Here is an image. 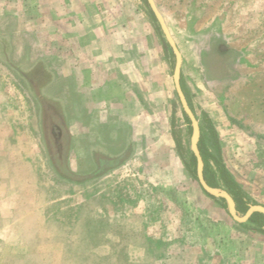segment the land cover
I'll return each instance as SVG.
<instances>
[{
  "label": "rangeland",
  "instance_id": "rangeland-1",
  "mask_svg": "<svg viewBox=\"0 0 264 264\" xmlns=\"http://www.w3.org/2000/svg\"><path fill=\"white\" fill-rule=\"evenodd\" d=\"M119 1L123 12L137 14L132 40L151 46L138 57L135 91L147 103L129 113L130 148L133 129L119 126L125 110L86 101L88 80L61 75V49L31 23L1 15L0 0V35L28 28L0 39V91L12 116L25 120L9 131L20 141L0 149L7 189L0 188V199L24 206L21 214L10 210L7 223L0 217V264H264V253H254L264 246L259 226L235 221L186 168L192 127L173 82L175 57L166 65L162 38L172 49L148 3ZM156 3L185 54L184 82L201 134L208 116L226 168L250 204L264 205V0ZM209 41L242 46L235 79L227 77L232 61L225 70L216 51L207 60L211 80L197 73L196 55ZM205 141L213 150L206 134Z\"/></svg>",
  "mask_w": 264,
  "mask_h": 264
},
{
  "label": "crops",
  "instance_id": "crops-1",
  "mask_svg": "<svg viewBox=\"0 0 264 264\" xmlns=\"http://www.w3.org/2000/svg\"><path fill=\"white\" fill-rule=\"evenodd\" d=\"M1 1L5 5V8H2L4 12L1 15H15L18 22L31 23L32 26L30 27H32L35 34L37 33L39 37H44L47 33L48 45L61 49L60 52H63V55L67 58L65 61L67 65L66 70H62V65L55 67L61 75L70 79L88 80L86 89L82 87V91H86L84 93L85 98H87L86 101H93L91 97H95L98 107L100 105L107 106L110 104L116 109L125 110V118L119 121V126H124L134 131V123L130 122V119H134L135 117L130 118L129 113L131 110L143 109L147 103L146 97L137 95V91H135L139 85L137 76L138 57H141L144 53L146 54L151 48L149 41H144L140 46L131 38L130 22L134 19L133 17H137L136 13L132 14V12L127 10L128 8L126 9L128 12H123L119 0ZM165 20L167 22L166 17ZM167 24L182 55L181 84L187 92V99L190 100L184 82V69L186 66L185 54L180 49V41L176 39L170 23L167 22ZM21 28L22 31L28 30L25 26ZM21 28L6 30V33L2 36L7 38L10 32L15 34L17 31H21ZM162 39L163 42L160 41L161 44L163 43L161 50L163 51L164 61L167 65L175 55L173 50L169 52L170 48L164 42V38ZM242 49V46L238 47L236 45H227L223 42L209 41L208 45L198 51L196 55V59L199 62L196 69L197 73L202 78L208 81L211 80V77L208 75L210 64L207 60L216 51L218 52V63L224 66L225 70L228 69L229 62L232 61L233 72L235 74H229L227 77L235 79V76L238 74L236 63H238L240 54L241 56L243 55ZM232 53L236 54L233 59L230 57ZM191 61L194 62V58ZM240 61L242 63L243 58ZM69 63L78 65L77 67L71 65L69 69ZM242 71L244 73L246 72V76L248 77V70ZM216 79H219V77ZM181 110H183L182 106ZM12 111L8 103H6L4 94L0 91V149L4 143L20 141L18 137L17 139L14 138L11 140L9 137L12 135H9V131L14 126L25 125V120L23 118L20 120L16 116H12L14 115ZM133 131L128 135L129 148L135 141V131ZM6 147L5 145V151L8 149ZM2 160L1 156L0 173L2 172ZM125 163H121L124 165L120 164L119 166H125ZM0 188L7 190L2 185ZM23 208L24 206L19 203H13L8 197L0 199V217H3L6 223L9 221L10 210L21 214L24 213ZM259 220H261V217H259ZM246 223L254 224L255 222L248 220L244 222V224ZM4 229H6V226ZM258 233L262 237L264 236V232L260 231V229ZM258 250L264 253V246L254 250V253H258Z\"/></svg>",
  "mask_w": 264,
  "mask_h": 264
},
{
  "label": "water",
  "instance_id": "water-1",
  "mask_svg": "<svg viewBox=\"0 0 264 264\" xmlns=\"http://www.w3.org/2000/svg\"><path fill=\"white\" fill-rule=\"evenodd\" d=\"M146 1L150 9L152 10L157 22L160 25V28L163 33V36L165 37V40L167 41L169 46L172 48L173 53L175 55V64L173 68V81H174L175 90L179 98L180 104L191 122V127H192L191 149L197 161L196 175H197L199 184L201 185L202 189L209 195L214 196L216 198L224 199L227 203L228 210H229L231 217L238 223L247 222L250 219V217L256 212H260L264 214V205L249 204V208L241 216L237 210V205H236V201L234 197L227 190L225 189L221 190L219 188L213 187L210 184H208V182L206 181L205 176H204L205 162H204L203 156L199 149V141L201 137L200 122H199V119L197 118L196 113L193 111L192 107L190 106V103L187 99V96L181 84V65H182L181 52L170 31V28L165 20L163 13L161 12V10L159 9L156 3V0H146ZM57 138H59V135L57 136Z\"/></svg>",
  "mask_w": 264,
  "mask_h": 264
},
{
  "label": "trees",
  "instance_id": "trees-1",
  "mask_svg": "<svg viewBox=\"0 0 264 264\" xmlns=\"http://www.w3.org/2000/svg\"><path fill=\"white\" fill-rule=\"evenodd\" d=\"M145 2H147L145 0ZM150 12L153 14L152 10L150 9ZM154 15V14H153ZM0 39H3V36L0 35ZM183 86V85H182ZM183 89L185 91V94L187 96V92L183 86ZM188 98V96H187ZM190 106L192 107L193 111L195 112V109L193 108V105L191 101L188 99ZM184 118L186 119V122L191 124L190 119L186 115V113L182 110ZM174 119V118H173ZM204 129H206V135L208 136L210 143L212 144L213 150L210 148V146L205 141V134H201V139L199 142V149L203 156L205 167H204V176L208 184H210L213 187L220 188L222 185L224 186L225 190H227L235 199L237 210L241 213H245L247 209L249 208V204L251 203L248 196L245 194V192L242 189V186L233 178L231 173L226 168L224 162H223V156H222V147L219 135L217 133V130L214 126L213 121L208 117L205 116L204 118V125H202ZM191 128V126H190ZM178 142V145H182L180 140H176ZM214 167L212 166V164ZM186 168L188 169L189 173L194 177L197 178L196 172H197V161L196 157L193 153H191L190 156V162L186 163ZM58 176L61 179H66V177L60 175L58 173ZM82 183V182H81ZM209 195L208 193H206ZM213 199H218L219 201H222L226 206V201L224 199L216 198L214 196L209 195ZM253 204H258L254 202ZM259 217H261V220H259ZM250 222H255L259 225L260 231L264 232V214L260 212L254 213L250 219Z\"/></svg>",
  "mask_w": 264,
  "mask_h": 264
},
{
  "label": "flooded vegetation",
  "instance_id": "flooded-vegetation-1",
  "mask_svg": "<svg viewBox=\"0 0 264 264\" xmlns=\"http://www.w3.org/2000/svg\"><path fill=\"white\" fill-rule=\"evenodd\" d=\"M53 128L55 129V132H56V136H58L59 135V137H60V130L58 131L56 128V126H53Z\"/></svg>",
  "mask_w": 264,
  "mask_h": 264
}]
</instances>
